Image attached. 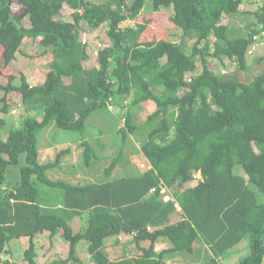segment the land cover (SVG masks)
<instances>
[{"label":"trees","instance_id":"1","mask_svg":"<svg viewBox=\"0 0 264 264\" xmlns=\"http://www.w3.org/2000/svg\"><path fill=\"white\" fill-rule=\"evenodd\" d=\"M261 1L252 25L262 28L236 36L224 17L239 13L243 0H152L149 12H143L147 0H0V75L8 79L0 81V111L9 113L18 97L26 111L43 112L10 128L7 140L0 135V264H19L1 255L11 254L9 243L23 237L28 238L24 261L37 264L35 237L46 231L51 237L60 234L69 246L67 259L56 264L81 263L77 245L83 240L95 264H169L168 253H191L196 242L208 245L216 261L246 237L249 253L239 264H264V199L259 202L254 190L264 198V71L252 73L247 55L264 31ZM66 10L72 19L64 17ZM106 22L111 43L87 66L84 23L96 29ZM176 32L180 41L172 39ZM25 37L40 38L53 53L39 85H31L17 66L15 53ZM189 39L195 40L191 50L186 49ZM210 54L238 66L223 73L212 67ZM149 100L157 109L148 121L156 124L142 144L152 165L143 174L87 184L49 178L48 171L69 150L40 163V133L51 127L78 132L84 163L91 166L98 156L85 135L88 119L112 104L125 107L121 131L126 138L139 127L134 113ZM5 125L0 117V129ZM118 160L108 166L106 177ZM12 165L19 167L15 184L7 178ZM236 165L245 176L236 173ZM196 172L199 182L188 186ZM175 188L179 191L173 193ZM47 190L56 193L52 201H61V207L47 206ZM176 203L183 212L171 222ZM85 214L75 232L70 221ZM119 235L130 236L125 242L135 243L141 253L111 259L105 239ZM162 240L168 246L159 250Z\"/></svg>","mask_w":264,"mask_h":264},{"label":"rangeland","instance_id":"2","mask_svg":"<svg viewBox=\"0 0 264 264\" xmlns=\"http://www.w3.org/2000/svg\"><path fill=\"white\" fill-rule=\"evenodd\" d=\"M261 5V0H243L242 4L240 5V12L233 16H225L224 23L230 26L231 31H234L236 36H242L246 35L247 33H252L254 28L261 29V24L257 25V27H255L256 25H252L257 20L254 12L257 11L261 7ZM152 6V0H147L146 5L143 8V12L151 11ZM13 8L14 11H18V7L16 5H14ZM161 11L171 14L173 13V8L163 7ZM64 17L67 20L72 19L70 13L67 10L64 12ZM23 25L27 28L30 27V21L28 18H25L23 20ZM84 26L86 27L84 39L85 41L87 40L86 42L88 44V50L91 56V61L87 63V66H93L95 64V59L97 60L98 58L99 51L104 48L105 45L111 43V40L108 36V22L104 23L102 26L96 29L88 27L86 23H84ZM259 36L260 38L258 40L256 39L257 41L255 43L253 42L249 47L247 54L251 66L250 71H252V73L264 71V60H259V58L264 55V31ZM172 39L180 41V32H176V35L173 34ZM194 41V39H189L187 41V50H191ZM210 44V52L212 53L214 52L215 48L214 37L211 38ZM15 56L17 59V66L19 70L23 74H25L27 80L31 85H39L45 81L46 75L49 72V64L53 60V53L50 50L47 51V49L40 44V38L32 39L25 37L22 41V44L16 51ZM210 56H208V59L211 60L210 62L213 65L212 67H216V69L221 70V72L223 73L232 72L238 66L236 61H233L226 56H222L221 58H216L211 54ZM201 66V63L198 62V70H201ZM0 81L4 84L8 83V79L1 75ZM14 83L20 84V80H15ZM2 95L3 92H0V97ZM14 101L16 106L12 107L9 113L4 114L0 111V117L6 119V125L2 129H0V135L4 140H7L9 129L12 127L21 126L27 117H43V112L41 110H32L30 112L26 111V109L22 105L21 98L16 97L14 98ZM128 101L121 102V105L123 106L127 104ZM156 109L157 104L154 101L149 100L143 102L141 104V107L133 115V121L139 127L134 133H129L126 138H124L123 132L121 131V128L126 127L125 107L120 109L118 106L112 104V108H110V110L98 111L88 119V126L85 130L86 138L90 141V143L92 142V144L95 145L100 153L97 155L98 159L94 160L90 167H87L84 163V155L82 158L83 162L82 159L79 162V166L82 169L86 167V169L93 173L85 177L83 176V174H78L84 177L85 180L83 181V184L100 180L102 181L106 169L111 165L115 158H118V161L120 162H118L119 165L117 164L118 167L116 166L117 168L115 167L116 169L113 170L112 176L113 173L115 178L125 175L126 173V175L129 174L131 175V177H135L132 175L140 176V174L144 171L143 167H146L147 162H149L148 158L145 156L141 149L142 144L148 139L150 130L156 124L155 121H148V117ZM80 138L81 136L78 132L66 131L61 129H54L50 131L49 129V131L39 134L37 142L38 146L40 147L47 145L50 142L54 143L55 141L62 142L66 140H80ZM98 142H105L106 145L100 148V145H97ZM81 148L84 151V146L82 145V143ZM56 153L52 152L48 154V156H51V158H53L51 161L56 160ZM48 156L47 158L42 159L43 163L48 160L50 161V157ZM64 157L65 155L62 158L60 164L61 166L63 165L62 162L64 160ZM23 163H25L24 157L21 158L20 164L22 165ZM65 168L67 171L72 170L71 167L69 168V165H65L64 169ZM235 170L237 174L245 176L244 170L240 165H236ZM56 173L63 175V177L59 176L60 179H58L56 178V174L50 173V171H48V176L50 174L53 180H61V178L72 180L71 175L64 173L62 174L59 171H56ZM7 178L9 182L15 184L19 178V167L15 165L10 166L7 172ZM188 186H192V183H189ZM254 190L258 197V201L263 202L264 198L262 192L255 187ZM171 191L175 193L179 191V189L175 188ZM84 222L81 223L82 226ZM79 225L76 224L75 228H77ZM121 236L122 235L116 237L110 236V239L106 240L108 242V244L106 245V250L111 259H120L125 256L134 257L141 253V251L138 250V248L135 246V243L131 241V244H125V241L128 240V238L125 236ZM117 237H121V245L115 244L117 241ZM62 239H54V241H52V249V246L49 245L50 241H44L43 236L42 238H40L39 252L41 257L38 259V264H56V261L58 260L67 259L69 246L68 243H65V241ZM23 241L25 243L26 239H23ZM86 244L87 241L83 240L77 246V256L81 260V263L69 261L66 264H95V262L91 259L90 254L88 253ZM248 244L249 237H246L243 242L237 247V249H234L231 253L221 259H217L216 261L211 260L212 252L208 251L209 247L203 248L201 246V249L198 248L200 252L198 251V253L196 252L193 255L199 257L198 258L195 256V259L198 260L196 264H239L241 259H243L249 253ZM115 245L117 247H115ZM167 246L168 243L165 240L159 241L158 243L159 250ZM50 248L52 249V251H49ZM19 250L20 248L14 249L15 254L12 256V260H15L20 264H27L24 261L23 256V251L25 250V248L20 251ZM183 253L184 255L189 254L188 252ZM178 254H181V252L175 255ZM5 258H7L6 254H4L3 257L1 256L2 260Z\"/></svg>","mask_w":264,"mask_h":264},{"label":"crops","instance_id":"3","mask_svg":"<svg viewBox=\"0 0 264 264\" xmlns=\"http://www.w3.org/2000/svg\"><path fill=\"white\" fill-rule=\"evenodd\" d=\"M54 129H57L56 127H51L50 128V131L51 130H54ZM81 143H82V141L81 140H66V141H62V142H60V141H55L54 143L53 142H50L49 144H47V145H44V146H40L39 147V162L40 163H43V160L42 159H44V158H47V156H48V154H50V153H52V152H54V153H56L57 151V153H59L60 151H62L61 149H63V150H69V152L67 153V154H65V157H64V160H63V162H62V164L65 166V165H69V168L71 167V171H67L66 170V168L64 169V166L62 167L61 165L60 166H57V167H55V168H53V169H50L49 171H50V173H55L56 174V178H58V179H60L59 178V176L60 177H63V175H60V174H58V173H56V171H59L60 173H64V174H68V175H71V177H72V180H68V179H65V178H61V180H64V181H68V182H70V183H74V184H83V181L85 180L84 179V177L85 176H89V175H91V174H93L92 172H90L88 169H86V167L85 168H81L80 166H79V162L81 161V159L83 158V155H84V151L82 150V148H81ZM91 144H92V142H91ZM93 145V144H92ZM97 145H100V148L102 147V146H105L106 145V143L105 142H98L97 143ZM93 147H94V149H95V151H96V153H97V155L100 153L99 151H98V149L95 147V145H93ZM57 153L55 154V155H57ZM48 157H50V161L49 162H53V161H51L53 158H51V156H48ZM100 157H102V156H100ZM48 161H46L45 163H47ZM82 162H83V159H82ZM118 162H120V161H118ZM44 164V163H43ZM61 164V163H60ZM118 165H119V163H118ZM87 166V165H86ZM152 165H151V163H150V161L149 162H147V164H146V167H143V169H144V171L141 173V174H143L147 169H149L150 167H151ZM87 167H90V166H87ZM118 167V166H117ZM116 167V168H117ZM115 168V169H116ZM114 169V170H115ZM78 174H83V176L84 177H82L81 175H78ZM127 174V173H126ZM125 174V175H126ZM140 174V175H141ZM67 175V176H68ZM49 176H50V174H49ZM126 176H131V175H126ZM132 176H139V175H132ZM50 178L53 180V178L50 176ZM115 177H114V173H113V176H112V174L110 175V177H106L105 175H104V178H103V180L102 181H107L108 179L110 180V179H114ZM101 180L100 181H96V182H102ZM89 183H92V182H89ZM189 183H192V186H195L196 185V183H193L192 181H190ZM188 183V184H189ZM84 184H87V183H84ZM57 192V191H56ZM55 192L53 191H50V190H47L46 192H45V198L47 199L46 201L48 202L47 203V206H54V207H56V206H58V207H61V201L59 202V204L58 205H56L57 203H58V201H55V203H53V201L52 200H54V199H57L58 197L57 196H55ZM51 200V201H50ZM56 205V206H55ZM85 217H86V214L85 215H83L82 217H80V216H77V217H74L71 221H70V223H71V226L73 227V229H74V231L75 232H77V231H79V230H81V228L83 227L82 225H81V223L82 222H84V219H85ZM175 217H176V220H175ZM179 217V218H178ZM181 218V214H179V213H175V214H173L172 216H171V222H175V221H177L178 219H180ZM79 225L77 228H75V225ZM84 224V223H83ZM81 226V227H80ZM42 236L44 237V241L46 240L47 242H49L50 241V246H52V241H54V239H56V238H60V239H62V237H61V235L60 234H56L55 236H53V237H51V234H50V232L49 231H46V232H44V233H39L36 237H35V242H36V246H37V252H38V256H37V258H36V262H37V264H38V259L41 257V255H40V252H39V248H40V238H42ZM114 237H116V236H114ZM118 238V237H117ZM127 238H128V240H130L131 239V237L130 236H127ZM23 239H26V242L24 243V241H23ZM108 239H110V237H107L106 239H105V244L107 245L108 244V242L106 241V240H108ZM63 240V239H62ZM110 241V240H109ZM159 243V242H158ZM113 244V243H112ZM116 244V243H115ZM125 244H131V241H129V242H127V243H125ZM125 244H123V245H125ZM27 245H28V238H26V237H23V238H16V239H13L10 243H9V247L11 248V254L10 253H8V254H6L7 255V258H5V259H10L11 261H15V260H12V256L15 254L14 253V249L16 248V249H18V248H20V250H22L23 248H26L27 247ZM79 245V244H78ZM77 245V246H78ZM87 245V244H86ZM116 245H121V244H116ZM115 245V247H117ZM141 245L142 246H148L149 244L147 243V242H142L141 243ZM24 246H26V247H24ZM201 246L203 247V248H208L209 246L208 245H206L205 243H203V242H196L195 244H194V251L193 252H191V253H189L188 255H184V253H181V254H178V255H175V254H170V253H168L167 255H166V257H165V260L169 263V264H196V262L198 261V260H196L195 259V256L196 255H193V254H195L196 252L198 253V248H200L201 249ZM52 249H53V246H52ZM52 249L50 248L49 249V251H52ZM19 250V251H20ZM208 251H211L210 250V248H209V250ZM24 252V251H23ZM200 252V251H199ZM205 255H206V253H205ZM2 257L4 256V254L3 255H1ZM196 257H198V256H196ZM199 258V257H198ZM192 261V262H191ZM20 264V263H19Z\"/></svg>","mask_w":264,"mask_h":264},{"label":"built area","instance_id":"4","mask_svg":"<svg viewBox=\"0 0 264 264\" xmlns=\"http://www.w3.org/2000/svg\"><path fill=\"white\" fill-rule=\"evenodd\" d=\"M257 36H255V38H256ZM87 41V40H86ZM110 108H112V106H110ZM192 182L193 183H198L199 182V175L197 174V172L196 173H194V178H193V180H192ZM176 209H177V213H179V214H181L182 212H183V209H182V207L179 205V203H176Z\"/></svg>","mask_w":264,"mask_h":264}]
</instances>
